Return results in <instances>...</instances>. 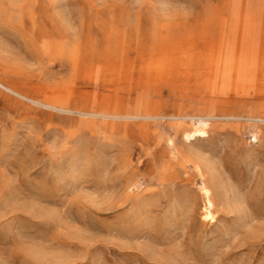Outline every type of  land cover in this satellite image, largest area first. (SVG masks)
<instances>
[{
  "label": "rangeland",
  "instance_id": "obj_1",
  "mask_svg": "<svg viewBox=\"0 0 264 264\" xmlns=\"http://www.w3.org/2000/svg\"><path fill=\"white\" fill-rule=\"evenodd\" d=\"M0 264H264V0H0Z\"/></svg>",
  "mask_w": 264,
  "mask_h": 264
},
{
  "label": "bare ground",
  "instance_id": "obj_2",
  "mask_svg": "<svg viewBox=\"0 0 264 264\" xmlns=\"http://www.w3.org/2000/svg\"><path fill=\"white\" fill-rule=\"evenodd\" d=\"M138 68H141V67L140 66L137 67L136 70ZM133 70H135V68L134 69L131 68V71L128 72V76H127L128 78H125L124 82H121V83L127 84V86H125V87L128 88V90L131 93L134 92V97L139 96L140 99H138V98L134 99L131 102V104H129V105L128 104L121 105L120 104V101H121L120 98H116L117 99L116 103H118V106H117L116 110L114 111L115 112L114 115H118L120 117H129V118L130 117H143V118H147V119H157L159 117L158 114L152 110L150 111L147 108L148 103L144 97V95H145V93H147L148 87H149V85L146 84V78H140V77L136 76L135 80H132L131 76L133 74ZM138 72H139V69L137 71V74H138ZM132 82H133V84H132ZM9 90L13 91L12 89H9ZM13 92H15V91H13ZM173 118L177 119V120H182L184 117H182L180 115H173ZM200 187H201V190L203 191V193L205 195V199H206V206H205L206 215H205V217L206 218H212V216H213L212 209L214 207V202H213L212 197H211L212 191H211L210 187L208 186V184L205 182V180H202V184Z\"/></svg>",
  "mask_w": 264,
  "mask_h": 264
}]
</instances>
